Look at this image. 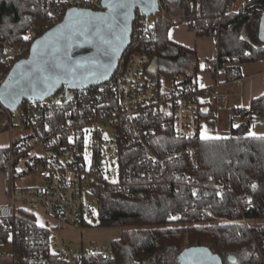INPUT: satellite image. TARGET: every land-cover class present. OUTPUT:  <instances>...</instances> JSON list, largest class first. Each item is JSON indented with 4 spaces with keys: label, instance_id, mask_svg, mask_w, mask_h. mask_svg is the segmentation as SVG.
Here are the masks:
<instances>
[{
    "label": "trees",
    "instance_id": "obj_1",
    "mask_svg": "<svg viewBox=\"0 0 264 264\" xmlns=\"http://www.w3.org/2000/svg\"><path fill=\"white\" fill-rule=\"evenodd\" d=\"M235 1L166 0L169 18L157 20L149 52L151 71L159 59V81L186 72L196 79L201 73L195 52L169 37L173 26L185 22L198 38L219 40L217 60L225 72L224 83L241 79L244 63L264 60V43H255L248 35L251 24L260 28L264 0H246L239 12L232 11ZM46 31L42 0H0V71L9 62L13 69L26 59ZM22 44L29 47L28 53L10 58L8 49ZM250 109L256 113L252 120L233 124L229 136L193 140L199 167L192 169L184 159L176 161L157 181L155 196L149 194L152 184L140 177L132 185L124 180L120 185L107 180L93 184L100 221L93 226L84 222L83 227H116L121 236L108 244L112 257L85 256L82 264H152L166 253L176 255L179 264L180 253L193 246H208L224 264H264V134L252 135L254 122L264 118V95ZM213 114L211 109L202 117ZM7 127L5 122L2 130ZM187 143L165 128L158 146L167 151ZM9 156V147L0 148V164ZM174 214L180 216L175 219ZM200 215L206 224L191 225L189 218ZM214 217L227 221L215 223ZM243 219L248 224L240 223ZM51 237V230L26 210L0 218V248L12 242L23 264H69L52 251Z\"/></svg>",
    "mask_w": 264,
    "mask_h": 264
},
{
    "label": "built area",
    "instance_id": "obj_2",
    "mask_svg": "<svg viewBox=\"0 0 264 264\" xmlns=\"http://www.w3.org/2000/svg\"><path fill=\"white\" fill-rule=\"evenodd\" d=\"M42 3L48 30L63 22L71 8L105 11L103 0H42ZM135 15L129 45L110 79L81 90L62 86L43 101L22 102L16 111H10L0 102L11 135L10 156L0 164V175L10 189L6 204L0 205V218H11L21 209L34 216L41 212L48 220L46 227L52 232V251L69 264H82L85 256L112 257L108 244L75 249L61 235L64 228L79 229L86 222L84 188L91 190L93 184L106 180L101 156L107 128L112 131L120 164L118 184L124 180L125 184L132 185L140 177L152 184L149 194L155 196L159 191L157 181L176 161L184 159L192 169L199 167L192 141L200 138L206 104L216 109L227 107L230 101L228 94L219 91L224 83L220 81L217 59L210 68L214 77L212 88L200 87L187 72L159 81V59L153 61L155 72L151 71L149 52L155 40L157 20L169 17L168 4L166 0H159L155 15L140 11ZM25 46L10 47L8 55L13 54L12 59L26 55L29 48ZM10 66L11 62L0 71V88L9 77ZM255 114L241 97L231 119L235 124L243 123L251 121ZM165 128L189 144L160 151L158 141ZM21 130L28 134L14 139L13 134ZM87 152L92 160L90 169L85 158ZM21 159L28 160L29 172L42 180L41 186L16 188L15 181L20 176L16 174V167ZM179 216L173 215L175 219ZM214 220L215 223L227 221L215 217ZM189 222L206 224L203 215L191 216ZM240 223L248 224V221L243 219ZM0 257L12 264H23L12 242L3 245Z\"/></svg>",
    "mask_w": 264,
    "mask_h": 264
},
{
    "label": "water",
    "instance_id": "obj_3",
    "mask_svg": "<svg viewBox=\"0 0 264 264\" xmlns=\"http://www.w3.org/2000/svg\"><path fill=\"white\" fill-rule=\"evenodd\" d=\"M103 2L105 11L99 13L71 8L63 22L37 39L0 88L1 104L16 111L22 102L43 101L62 86L81 90L110 79L129 45L136 11L155 15L159 0ZM260 25L264 40V16ZM179 264L224 263L208 246H193L180 253Z\"/></svg>",
    "mask_w": 264,
    "mask_h": 264
},
{
    "label": "crops",
    "instance_id": "obj_4",
    "mask_svg": "<svg viewBox=\"0 0 264 264\" xmlns=\"http://www.w3.org/2000/svg\"><path fill=\"white\" fill-rule=\"evenodd\" d=\"M264 16V14H263ZM263 16L259 19V25ZM260 41L264 43V40L261 39V25L259 28L258 34ZM257 36V39H258ZM170 40L191 49L195 52V55L199 61L201 73L198 74L195 79L200 87L207 89L212 88L214 85V77L211 74V71L206 70V67H211L215 60L218 57V41L217 37H197L195 33L190 29L188 23H181L172 27L170 31ZM242 78L239 79L241 82L233 81L229 83H224V86L219 89L220 92L228 94L230 101L227 107L213 108L212 106L206 104L203 109L204 114H208L210 110L214 112L212 116L202 117L200 126L203 121L213 123L212 125L216 129V133L224 132L228 136L231 133V128L233 126L231 116L234 111L239 107L241 102V97L247 108L252 106V102L258 97L264 95V60L257 61L256 63H244L240 66ZM211 114V113H210ZM208 116V115H207ZM254 122L253 130L255 134H264V118ZM202 131V126L200 134ZM213 131V130H212ZM7 132V131H6ZM8 133V132H7ZM9 135L8 145L1 146L0 148L8 147L11 141V135ZM201 137V135H200ZM0 182H3L2 176L0 175ZM8 194L0 196V205L6 204ZM37 222L40 226L48 225V220L41 212L37 213ZM62 238L68 243L71 241V246L75 249L81 247L89 248L93 245H107L113 240H117L121 236V229L116 227H93L86 228L80 227L79 229L74 228H64L61 232ZM108 241V242H107ZM107 243V244H104ZM2 247L0 248L1 253ZM0 264H12L10 260H4L0 257Z\"/></svg>",
    "mask_w": 264,
    "mask_h": 264
},
{
    "label": "rangeland",
    "instance_id": "obj_5",
    "mask_svg": "<svg viewBox=\"0 0 264 264\" xmlns=\"http://www.w3.org/2000/svg\"><path fill=\"white\" fill-rule=\"evenodd\" d=\"M245 1L246 0H236L232 6V11L239 12L241 5ZM255 27L253 24H251V27H249L248 29V35L250 36L251 39H253L255 43H258V41H260V38L258 36L259 29H255ZM257 36H258V39H257ZM25 47L29 48L27 45ZM9 57L12 58L14 57V55L9 54ZM166 79L169 80V77H167ZM220 81L221 82L225 81V72L222 69L220 70ZM5 122H7L6 114H4L3 116L0 115V147L8 145L9 140H10L9 135L7 133L8 127H7V130L5 131L2 130ZM212 124L213 123H209L207 121L202 122V125H201L202 131L200 134L201 138H217V137H227L228 136L224 132H219V130L216 133V129L213 126L214 124L213 125ZM254 131L255 130H252L253 134L256 133ZM27 134L28 132H26L25 130H21V131L15 132L13 136L15 139V138H19V136H26ZM104 137H105L104 148H103V152L101 156L102 158L101 164L103 167L102 171L104 173V178L106 180L116 183L121 178V171H120V164L118 163V157L116 156V146H115V143H113L112 131L107 128ZM37 153L39 154L40 152L37 151ZM85 158L87 160L88 169H90V164L92 160L90 158L89 152L86 153ZM27 161H28L27 159H21L20 164L16 167V174L17 175L20 174V176L17 177L15 181V186L17 189H20V188L35 189V187H39L42 184V180L39 177L29 172L30 168L27 164ZM9 190L10 189H9L8 184H5L4 182H0V196L3 195V192L5 195L8 194ZM82 201H83L84 211L86 215V222L93 226V224L95 225L96 223L100 221V214L98 210V200H96V195L92 191V189L90 190L87 187L84 188L83 193H82ZM69 244L72 245L73 243L70 241ZM104 244H107V243H104ZM73 245L75 246V244ZM175 256L174 254L166 253L163 259L158 260L156 261V263L154 262L152 264H172L173 262L177 264L178 262L176 263Z\"/></svg>",
    "mask_w": 264,
    "mask_h": 264
},
{
    "label": "snow or ice",
    "instance_id": "obj_6",
    "mask_svg": "<svg viewBox=\"0 0 264 264\" xmlns=\"http://www.w3.org/2000/svg\"><path fill=\"white\" fill-rule=\"evenodd\" d=\"M135 2V0H133V3ZM126 5H124V4H121V7H125ZM25 39H27V37H25ZM252 135H254V134H252ZM253 187H255V186H253Z\"/></svg>",
    "mask_w": 264,
    "mask_h": 264
}]
</instances>
